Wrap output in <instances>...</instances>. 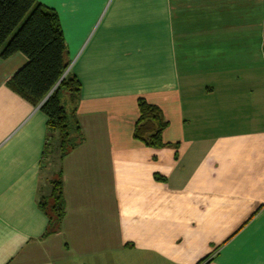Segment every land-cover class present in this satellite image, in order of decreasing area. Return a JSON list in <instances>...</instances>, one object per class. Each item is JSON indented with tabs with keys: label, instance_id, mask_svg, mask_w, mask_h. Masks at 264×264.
I'll return each instance as SVG.
<instances>
[{
	"label": "crops",
	"instance_id": "obj_1",
	"mask_svg": "<svg viewBox=\"0 0 264 264\" xmlns=\"http://www.w3.org/2000/svg\"><path fill=\"white\" fill-rule=\"evenodd\" d=\"M36 1L59 17L83 141L45 158L46 116L6 84L26 58L0 57V264H264V0ZM138 98L170 146L133 138Z\"/></svg>",
	"mask_w": 264,
	"mask_h": 264
},
{
	"label": "trees",
	"instance_id": "obj_2",
	"mask_svg": "<svg viewBox=\"0 0 264 264\" xmlns=\"http://www.w3.org/2000/svg\"><path fill=\"white\" fill-rule=\"evenodd\" d=\"M15 53L23 54L26 62L7 80V87L46 116L44 156L59 162L83 136L75 115L80 83L68 70L65 40L53 9L36 0H0V57ZM137 109L133 138L153 149L170 146L162 140L167 122L161 110L143 98L137 99ZM50 187L49 195L38 202L47 217L43 237L59 230L65 214L61 179H53Z\"/></svg>",
	"mask_w": 264,
	"mask_h": 264
},
{
	"label": "rangeland",
	"instance_id": "obj_3",
	"mask_svg": "<svg viewBox=\"0 0 264 264\" xmlns=\"http://www.w3.org/2000/svg\"><path fill=\"white\" fill-rule=\"evenodd\" d=\"M66 108L68 109L69 107H68V106H66Z\"/></svg>",
	"mask_w": 264,
	"mask_h": 264
}]
</instances>
